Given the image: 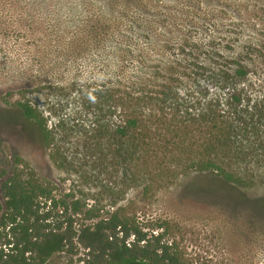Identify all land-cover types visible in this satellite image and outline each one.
Segmentation results:
<instances>
[{"label":"trees","instance_id":"trees-1","mask_svg":"<svg viewBox=\"0 0 264 264\" xmlns=\"http://www.w3.org/2000/svg\"><path fill=\"white\" fill-rule=\"evenodd\" d=\"M85 1L32 0L47 12L54 5L56 19L81 27L88 64L106 65L103 89L89 91L98 110L92 131L113 145L108 154L121 175L144 191L192 172L240 186L258 179L264 172V84L252 80L259 50L240 38L246 30L226 48L201 39L207 35L198 5L188 14L181 10L182 27L171 35L167 25L178 17L154 1L95 0L97 12H87ZM126 14L133 19L125 21ZM144 40L159 47L151 52ZM18 109L50 145L40 106L27 99ZM153 159L162 166L152 169ZM99 212L0 166V264H48L56 254L81 250L82 264H186L163 231L144 229L122 206Z\"/></svg>","mask_w":264,"mask_h":264},{"label":"rangeland","instance_id":"rangeland-1","mask_svg":"<svg viewBox=\"0 0 264 264\" xmlns=\"http://www.w3.org/2000/svg\"><path fill=\"white\" fill-rule=\"evenodd\" d=\"M0 1V166L9 172L17 168L104 216L112 206H122L144 229L163 231L186 264H264V172L246 186L206 172L161 179L147 191L127 180L108 154L113 145L92 131L98 110L89 91L103 89L109 74L105 64H88L81 27L56 19L54 5L47 12L32 0ZM141 1L176 13L167 25L171 35L182 27L181 10L188 14L193 4L203 15L207 36L201 39L207 44L227 48L229 40L248 31L240 38L252 40L259 50L252 80L264 84V0ZM86 3L87 12H97L95 0ZM124 19L133 18L126 14ZM145 42L151 52L159 47ZM27 99L44 112L53 135L50 145L18 109ZM155 160L152 169L162 166ZM82 255L83 250L77 256L59 253L48 264H82Z\"/></svg>","mask_w":264,"mask_h":264}]
</instances>
